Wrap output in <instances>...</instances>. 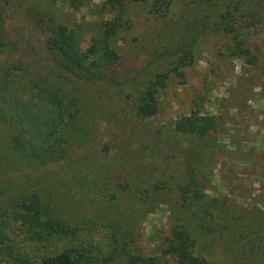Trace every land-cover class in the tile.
<instances>
[{"label": "trees", "instance_id": "trees-1", "mask_svg": "<svg viewBox=\"0 0 264 264\" xmlns=\"http://www.w3.org/2000/svg\"><path fill=\"white\" fill-rule=\"evenodd\" d=\"M13 1L0 0V65L10 48L5 22ZM95 1L68 0L75 11L86 7L96 17L94 20L71 27L55 19L44 22V45L53 64L46 75L34 72L23 60L10 61L0 72V122L13 127V151L27 164L24 174L32 173L25 186H0V264H170L158 256L133 250L135 237L128 233L118 238L112 223L84 219L75 225L76 218L63 212L39 186L42 174L61 167L68 174L74 170L69 175L72 178L84 171L82 176L78 175V181L88 187L84 198L91 202L100 201L101 196L107 197L108 202L115 201L117 196L126 197L122 190L131 196L132 184L108 162L99 160V165L89 168L91 172L84 170L85 158L79 155L89 137L84 135L85 127L80 121L83 103L79 82H118L122 61L114 40L131 26L130 5L147 0H102L100 5ZM189 1L193 6L182 26L192 45L202 33L229 34L235 41L230 50L256 70L264 97V0ZM259 37L261 51L256 52L247 42ZM191 48H180V65L190 64ZM178 69L176 66L175 70ZM169 75V71L158 72L141 91L134 112L132 107L137 119H148L159 112L158 95L166 88ZM243 101L231 102L230 107L242 105ZM223 118L224 115L193 110L179 119L175 129L188 136L189 145L181 148L175 144L167 157L174 159L179 153L185 156L184 178L177 181L172 174L170 180L168 174L166 181L154 183L159 189L175 182L186 210L171 226L163 250L166 260L169 256L174 260L172 264H215L195 255V232L204 237H222L229 244L230 253L242 264H264V210L259 206H264V182L252 208L241 211L226 197L205 193L218 160L215 150L221 145L214 132ZM98 122L95 119L90 130L101 129ZM133 128L130 124L122 127L115 116L104 131L116 138L121 134V140L125 135L128 140ZM102 154L106 159L112 158L106 148ZM128 155L129 151L121 154L120 166L127 165ZM4 161L0 154V167L6 165ZM36 170L39 172L33 173ZM140 201L138 204L145 207L146 213L154 211L158 204L168 203L162 197L148 207L142 198ZM130 209L137 212L135 206Z\"/></svg>", "mask_w": 264, "mask_h": 264}, {"label": "rangeland", "instance_id": "rangeland-1", "mask_svg": "<svg viewBox=\"0 0 264 264\" xmlns=\"http://www.w3.org/2000/svg\"><path fill=\"white\" fill-rule=\"evenodd\" d=\"M156 1L130 5L131 26L114 40L122 61L118 82H79V97L83 103L80 121L85 127L84 135L89 137L79 155L85 158L84 170L91 172L89 168L99 165V160L108 162V166L132 184L131 196L122 190L126 197L117 196L115 201L108 202L107 197L101 196L100 201L91 202L84 198L88 187L78 181L84 171L72 178L73 175H69L75 171L68 174L61 167L42 174L39 186L63 212L76 218L75 225L84 219L112 223L118 238L128 233L135 237L133 250L158 256L172 264L174 260L170 256L166 260L163 250L168 244L171 226L186 210L181 205V194L175 182L159 189L154 183L166 181L168 174L170 180L172 174L177 181L184 178L185 156L179 153L174 159L167 157L171 156L175 144L181 148L189 145L188 136L176 131V122L193 110L206 115H224L214 132L221 145L215 150L218 160L212 183L205 193L210 197H226L237 210H246L252 208L264 182V97L256 70L230 50L235 41L229 34L213 36L209 33L207 36L202 33L192 45L182 24L187 22L193 4L189 0ZM94 4L100 5L102 0ZM8 10L5 28L10 48L3 56L0 72L10 61L23 60L34 72L46 75L53 64L44 45V22L55 19L71 27L96 19L86 7L73 10L68 0H14ZM261 42L262 37L254 38L247 45L260 52ZM185 46H192L193 55L189 57V65H180L183 58L180 48ZM166 71L170 75L166 88L158 95L159 112L148 119H137L133 112L141 91L158 72ZM231 102L239 104L232 108ZM114 114L122 127L133 125V134L128 140L125 135L121 140V134L116 138L104 131V126L108 127V123L115 120ZM95 119L102 125L101 129L90 130ZM12 132L11 125L0 122V154L6 164L0 167V186L7 183L17 188L27 185L26 180L32 173L24 174L28 171L27 164L13 151ZM105 148L112 155L111 159L102 154ZM125 151H129V158L122 167L120 156ZM37 172L39 170L33 173ZM159 197L168 203L158 204L150 213L138 204L142 198L148 207L158 203ZM132 206L135 209L139 206L137 212L130 209ZM259 206L264 210L263 205ZM194 236L197 240L195 255L215 264L243 263L230 253L229 244L222 237H204L199 232Z\"/></svg>", "mask_w": 264, "mask_h": 264}]
</instances>
